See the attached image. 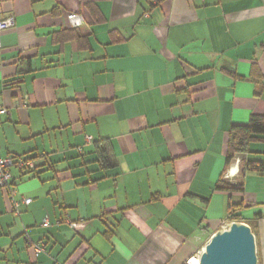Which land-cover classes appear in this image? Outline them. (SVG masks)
Segmentation results:
<instances>
[{
  "label": "crops",
  "instance_id": "crops-1",
  "mask_svg": "<svg viewBox=\"0 0 264 264\" xmlns=\"http://www.w3.org/2000/svg\"><path fill=\"white\" fill-rule=\"evenodd\" d=\"M149 1L0 0V149L35 165L0 189V264H185L229 202L264 264V202L215 189L264 159L225 164L231 127L264 115V0Z\"/></svg>",
  "mask_w": 264,
  "mask_h": 264
},
{
  "label": "trees",
  "instance_id": "trees-1",
  "mask_svg": "<svg viewBox=\"0 0 264 264\" xmlns=\"http://www.w3.org/2000/svg\"><path fill=\"white\" fill-rule=\"evenodd\" d=\"M254 79L257 82H262L263 80L262 75L260 74L255 75ZM257 142H264V115H252L247 123L241 125H233L229 131L227 141V153L225 158L226 168L230 165L231 161L235 158L236 155H245L251 152L250 145ZM97 147L98 150L100 149L99 162L101 163V165H107L108 160L105 149L103 148V146ZM246 172L264 176V159H240V170L237 181L228 182L227 180L222 178L216 183L215 189L219 191H226L229 193H244V176ZM235 208H238V206H235L230 202L228 203V211L230 212L229 220L237 221L239 219L238 215L231 214L235 210Z\"/></svg>",
  "mask_w": 264,
  "mask_h": 264
},
{
  "label": "water",
  "instance_id": "water-1",
  "mask_svg": "<svg viewBox=\"0 0 264 264\" xmlns=\"http://www.w3.org/2000/svg\"><path fill=\"white\" fill-rule=\"evenodd\" d=\"M198 264H258L255 235L249 225L231 221L206 242Z\"/></svg>",
  "mask_w": 264,
  "mask_h": 264
},
{
  "label": "built area",
  "instance_id": "built-area-1",
  "mask_svg": "<svg viewBox=\"0 0 264 264\" xmlns=\"http://www.w3.org/2000/svg\"><path fill=\"white\" fill-rule=\"evenodd\" d=\"M151 4H155L156 0H150L149 1ZM67 19L70 22V25L72 27H79L82 24V18L76 14V13H70L67 15ZM14 26V18L12 15H8L7 17H5L4 19L0 20V34L1 32H3L4 30L10 29ZM1 41H0V65L2 63V59H1ZM7 109L3 106L0 105V115H5L7 114ZM236 162H239V159H236ZM12 167L18 168L19 170H31L35 167L34 162L32 160H28V159H13L11 157H5L2 155L1 153V149H0V189H9V185H10V179H11V173H10V169ZM228 174L225 175V177H227ZM31 201V199H24L23 202L25 204H29ZM69 226L75 230L78 231L79 229L83 228L84 226V222H74L71 220L67 221ZM44 224H47V221H44ZM33 248L35 250V253L37 254L40 251H43V245L40 244H35L33 245ZM197 257L199 258V254L197 255ZM193 257L189 258L186 261V264H194L191 263L190 260H192ZM198 264V262L196 263Z\"/></svg>",
  "mask_w": 264,
  "mask_h": 264
},
{
  "label": "rangeland",
  "instance_id": "rangeland-1",
  "mask_svg": "<svg viewBox=\"0 0 264 264\" xmlns=\"http://www.w3.org/2000/svg\"><path fill=\"white\" fill-rule=\"evenodd\" d=\"M252 145L255 146L256 144H252ZM35 161H38V159L36 158ZM248 175H249V182L245 183L244 181L245 191L248 190L249 192L255 193L257 195L256 202H264V183L259 181V175L255 173H251V172L245 173L244 180L246 179ZM261 178L264 179V176H261ZM252 232H253V229H252ZM255 241H256L257 256H258V246L259 247L261 246V240L259 239V241L257 242V239L255 237Z\"/></svg>",
  "mask_w": 264,
  "mask_h": 264
},
{
  "label": "bare ground",
  "instance_id": "bare-ground-1",
  "mask_svg": "<svg viewBox=\"0 0 264 264\" xmlns=\"http://www.w3.org/2000/svg\"><path fill=\"white\" fill-rule=\"evenodd\" d=\"M190 261H191V263L196 264V263L198 262V257L195 256V257H193L192 260H190Z\"/></svg>",
  "mask_w": 264,
  "mask_h": 264
}]
</instances>
